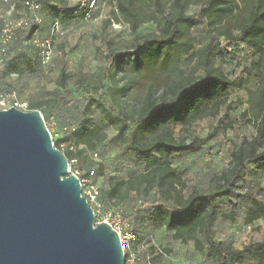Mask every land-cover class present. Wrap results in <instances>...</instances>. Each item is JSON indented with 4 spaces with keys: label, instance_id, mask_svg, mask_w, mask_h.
Instances as JSON below:
<instances>
[{
    "label": "trees",
    "instance_id": "16d2710c",
    "mask_svg": "<svg viewBox=\"0 0 264 264\" xmlns=\"http://www.w3.org/2000/svg\"><path fill=\"white\" fill-rule=\"evenodd\" d=\"M55 2L51 9L57 18H53L51 29L54 22L59 25L74 19L80 7L79 3ZM26 4L29 7L24 9L30 10L29 2ZM115 4L121 22L130 25L133 32L144 21L153 22L157 30L136 35L132 54L110 51L105 63L85 76L84 96L78 105L61 97V105L75 109L77 122L71 130L75 146L94 150L106 139L105 127L91 116L97 111L124 147L135 154L140 171L126 178H111L103 198L119 205L133 202L130 211L123 214L131 230L133 224L137 227L140 223L163 227L169 240L192 241L196 251H205L216 264H242L246 260L264 264V239L238 249L230 241L217 240L214 232L218 200L226 199L232 209L238 207V201L248 200L243 217L246 224L264 217V188L238 192V182L248 168L264 171V0H115ZM188 4L200 5L207 22L208 41L195 52L193 38L186 36L192 25L190 16L184 14ZM89 6L87 3L85 11ZM33 23L34 27L29 24L13 29V36L6 40L0 55L2 94H14L12 74L34 75L43 63L39 46L34 58L26 59L24 65L20 61L25 41L33 39L42 20ZM233 43L246 45L253 56L232 79L220 53L230 52ZM183 55L192 63L189 74L178 66ZM59 75L60 85L65 84V72L60 70ZM250 78L255 79L256 87L246 91L247 108L236 123L239 127L252 125L254 135L231 149L228 166L214 178L213 189L185 192L186 184L173 159L183 151H198L201 142L193 138L187 143L176 136V127L182 130L199 120L217 117L230 90ZM38 106L30 104L28 110ZM53 143L58 148L59 141ZM62 153L72 163L81 152L68 149ZM226 217L234 218L232 214Z\"/></svg>",
    "mask_w": 264,
    "mask_h": 264
},
{
    "label": "rangeland",
    "instance_id": "374dc122",
    "mask_svg": "<svg viewBox=\"0 0 264 264\" xmlns=\"http://www.w3.org/2000/svg\"><path fill=\"white\" fill-rule=\"evenodd\" d=\"M35 3L37 7H29L26 2ZM69 6L79 3L80 7L74 19L59 24L56 33L51 31L54 15L51 6L55 0H0V29L6 22L15 23L27 18L29 27H34V18L42 20L39 28L34 31L33 39L25 41L22 47L21 63L34 58L38 53V46L43 54L48 56L45 63L37 68V73L29 76L12 74L11 80L16 88L9 102L17 101L18 109L29 111L30 104L39 105L38 110L49 130L52 141H59L58 149L65 152L68 149L80 151L75 161L69 163V173L76 174L79 179L81 192L86 194L90 184L99 192L97 201L99 207L90 203L93 210L99 208L94 223L101 222L103 212H117L123 215L134 205L127 201L122 205L103 198L102 192L109 186L111 178H126L140 171L136 163L135 154L127 150L115 136V131L103 121L102 115L94 111L92 117L99 121L106 129V139L97 144L94 150L83 145L75 146L72 142L71 130L76 127L75 109L61 105V97H65L73 104H79L84 96L85 76L93 73L103 65L110 51L122 55L132 54L135 36L156 31V25L151 21L140 23L137 32H133L130 25L121 22L116 10L115 0H63ZM89 9L85 11L86 4ZM169 9V3L166 5ZM85 16H81V13ZM184 14L190 16L191 27L186 36L194 40L193 51L208 41L207 22L200 12V5L188 4ZM14 34L12 30L8 39ZM51 37L50 46L41 45ZM33 40H37L34 42ZM7 41H0V55L4 54ZM221 52V51H220ZM222 59L230 78H235L239 70L247 65L252 58V50L246 45L233 43L231 51L223 50ZM178 66L189 74L192 63L188 55H183ZM60 70L65 72V84L60 85ZM2 84H0V89ZM256 81L248 79L241 87L230 90L225 105L215 118H205L190 127L180 130L176 127L177 137H182L187 143L193 138L199 140L200 148L196 152L183 151L173 159L179 175L186 184L185 192L190 190L209 191L216 186L215 177L220 175L228 166L230 151L241 140L254 135L250 124L239 127L236 121L247 108L245 103L246 91L254 89ZM8 89V88H7ZM232 127H228V124ZM213 136L207 137L212 134ZM77 172V173H76ZM238 192L264 188V171L247 169L241 176ZM263 199V195H259ZM249 205L248 200L238 201V207L232 209L226 199L217 201V213L214 220L215 238L220 241H230L235 248H242L250 242L264 239V217L250 224L244 222V211ZM232 214L233 219L226 216ZM133 240L124 238V256L127 264H216L206 257L205 251L198 252L193 242L182 243L168 239V231L163 227L140 223L132 225ZM242 264H254L246 260Z\"/></svg>",
    "mask_w": 264,
    "mask_h": 264
},
{
    "label": "water",
    "instance_id": "95a60500",
    "mask_svg": "<svg viewBox=\"0 0 264 264\" xmlns=\"http://www.w3.org/2000/svg\"><path fill=\"white\" fill-rule=\"evenodd\" d=\"M0 264H125L38 110L0 109Z\"/></svg>",
    "mask_w": 264,
    "mask_h": 264
},
{
    "label": "built area",
    "instance_id": "2783aa9c",
    "mask_svg": "<svg viewBox=\"0 0 264 264\" xmlns=\"http://www.w3.org/2000/svg\"><path fill=\"white\" fill-rule=\"evenodd\" d=\"M31 7H37L36 5L30 4ZM37 23H40L39 18H35ZM29 25L27 18H22L15 23L6 22L3 27L0 29V41H5L8 39L9 33L16 28H25ZM59 29V25L57 22H54L52 25V33H56ZM51 38L44 40L41 45H44L46 48L50 46ZM48 56L43 54V63L46 62ZM0 67H1V59H0ZM13 94H2L0 93V109H6L9 107H19V103L17 101L9 102V98L12 97ZM70 171V169H69ZM77 173V172H76ZM84 195V194H83ZM99 195L98 189L90 184L85 197L89 203L95 204L96 207H99V202L97 201V197ZM99 208L93 210L94 218L96 217V213L99 211ZM101 222L108 223L119 235L122 247L124 248V238L127 240H133L134 234L131 232V226L127 218L123 215L118 214L117 212H103L101 215ZM101 222H96L101 223Z\"/></svg>",
    "mask_w": 264,
    "mask_h": 264
}]
</instances>
